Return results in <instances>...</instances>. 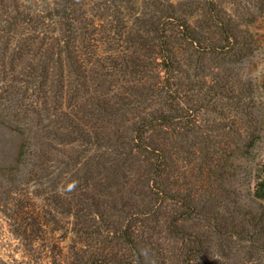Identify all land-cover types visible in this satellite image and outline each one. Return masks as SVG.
<instances>
[{
	"label": "trees",
	"instance_id": "1",
	"mask_svg": "<svg viewBox=\"0 0 264 264\" xmlns=\"http://www.w3.org/2000/svg\"><path fill=\"white\" fill-rule=\"evenodd\" d=\"M262 50L264 0H0V121L24 135L16 163L0 167L12 232L48 239L52 264H144L146 253L226 264L186 225L196 199L165 211V198L178 161L214 142L193 135L199 111L234 122L245 157L264 138L240 70ZM254 178L264 206V160ZM258 220L264 235V211Z\"/></svg>",
	"mask_w": 264,
	"mask_h": 264
},
{
	"label": "rangeland",
	"instance_id": "2",
	"mask_svg": "<svg viewBox=\"0 0 264 264\" xmlns=\"http://www.w3.org/2000/svg\"><path fill=\"white\" fill-rule=\"evenodd\" d=\"M240 70L244 75L242 78L249 79L257 88L254 100L262 104L263 109L264 89H259V86L264 85V50L250 64L240 67ZM193 88L194 93L199 91L196 86ZM206 89L203 88L202 92ZM217 99L220 104L230 105L227 98L218 96ZM239 101L244 104L248 100L241 98ZM224 109H227L226 106ZM197 115L200 123L199 127L193 128V135L208 133L212 135L214 142L206 146V149L198 143L191 150L192 156L185 157V162L183 159L178 161L179 164L175 166L177 179L174 192L166 195L164 209H174L188 198L196 199L202 210L198 216H193L192 212L186 225L202 231L205 236L209 235L210 242L216 243L212 248L215 259L226 264H264V235L261 233L262 223L258 220L264 206L253 195L256 167L264 160V138L245 157L240 150V135L233 134V129H236L234 122L209 110L199 111ZM23 138L20 130L0 121V167L16 163ZM202 151L208 152L213 159L222 157L217 162L205 164L200 157ZM228 154H231L229 158ZM182 157L183 153H180V158ZM191 157L192 162L186 163ZM172 178H167V182ZM142 200L154 201L150 196H145ZM238 220H243V223H237ZM43 234L40 233L41 237ZM48 237L49 235L46 238ZM67 237L65 235L63 242L57 243V252L60 251L59 248L69 246ZM167 242L165 248L171 254L174 245L169 240ZM181 244L177 243L175 249L180 248ZM49 246L51 245L45 238L37 239L34 243L21 240L12 232L9 221L0 214V264H52ZM144 264H161V260L155 254L146 253ZM164 264L180 263H176L171 256Z\"/></svg>",
	"mask_w": 264,
	"mask_h": 264
}]
</instances>
